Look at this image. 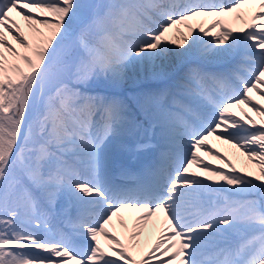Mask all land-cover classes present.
I'll return each mask as SVG.
<instances>
[{
  "label": "snow or ice",
  "instance_id": "snow-or-ice-1",
  "mask_svg": "<svg viewBox=\"0 0 264 264\" xmlns=\"http://www.w3.org/2000/svg\"><path fill=\"white\" fill-rule=\"evenodd\" d=\"M0 264H264V0H0Z\"/></svg>",
  "mask_w": 264,
  "mask_h": 264
},
{
  "label": "rangeland",
  "instance_id": "rangeland-1",
  "mask_svg": "<svg viewBox=\"0 0 264 264\" xmlns=\"http://www.w3.org/2000/svg\"><path fill=\"white\" fill-rule=\"evenodd\" d=\"M176 63H177V61L173 62L172 66H174ZM172 66H171V67H172ZM180 74H183V73H180ZM140 79H145V78H144V74H140V76L138 77V81H139ZM129 84H130V83H129ZM138 86H139V85H138ZM237 111H238V110H237ZM238 113H239V112H238ZM256 119H259V118H256ZM209 143H210V141H209ZM211 143H212L214 149H217V147H221L222 150H227V149H225V148L223 147L222 144H219L218 141L211 140ZM227 152L230 153L229 155H232V156H233V158L236 160V162H237V164H238L239 166H241V167L244 168V165L247 163V161H246L243 157H239L238 154H235V155H234V153H235V149H233V150H228ZM214 166H215V165H214ZM250 168L253 169V166H252V165H248V169H247V170H251ZM253 170L255 171V169H253ZM253 170H252V171H253Z\"/></svg>",
  "mask_w": 264,
  "mask_h": 264
},
{
  "label": "bare ground",
  "instance_id": "bare-ground-1",
  "mask_svg": "<svg viewBox=\"0 0 264 264\" xmlns=\"http://www.w3.org/2000/svg\"><path fill=\"white\" fill-rule=\"evenodd\" d=\"M218 143L219 144H222V143H220L219 141H218ZM210 144H211V146H212V143H211V140H210ZM223 145V147L225 148V149H227V150H224L223 152H225L226 154H227V151L228 150H233L232 148H230L227 144H222ZM201 155H202V158H203V160L204 161H206L207 159L208 160H210L209 159V157H207V156H203V154L201 153ZM210 161H215V160H210ZM124 220H125V222L128 224V226H129V223L131 222V220H130V217L127 215V214H125L124 215ZM130 227H131V225H130ZM110 231H112V229L110 228L109 229ZM124 231V229H121L120 227H119V224L117 223V225H116V229H115V234L116 235H121V233ZM122 237V236H121ZM123 238V237H122ZM153 238H154V236H153ZM101 242H105L103 239H101ZM106 243V242H105Z\"/></svg>",
  "mask_w": 264,
  "mask_h": 264
}]
</instances>
